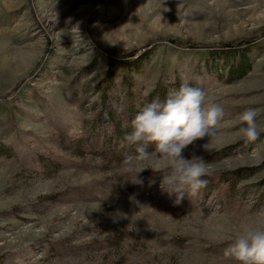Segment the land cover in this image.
<instances>
[{
	"label": "rangeland",
	"instance_id": "374dc122",
	"mask_svg": "<svg viewBox=\"0 0 264 264\" xmlns=\"http://www.w3.org/2000/svg\"><path fill=\"white\" fill-rule=\"evenodd\" d=\"M183 82L225 116L183 151L207 185L176 204L151 159L123 172L121 140ZM262 210L264 0H0V264H235L228 239Z\"/></svg>",
	"mask_w": 264,
	"mask_h": 264
},
{
	"label": "clouds",
	"instance_id": "9594fccd",
	"mask_svg": "<svg viewBox=\"0 0 264 264\" xmlns=\"http://www.w3.org/2000/svg\"><path fill=\"white\" fill-rule=\"evenodd\" d=\"M260 109L246 108L236 119L240 123L238 136L247 144L256 142L260 137L257 116ZM225 113L221 105L208 96L200 87L181 83L178 89L167 93L164 99L156 97L139 108L131 119L121 140V146H135L134 153L124 155V173H131L134 161L152 160L149 167L153 172L163 173L160 187L170 196L175 194V203L197 194L207 185L204 177L208 166L201 156L190 159L183 151L195 141L207 138L202 145L209 150V139L215 137L218 125ZM153 145V151L148 146ZM141 168L135 175L146 169ZM137 207H143L135 194L129 197ZM223 257L235 264H264V210L257 213L256 219L240 223L234 235L230 236L223 250Z\"/></svg>",
	"mask_w": 264,
	"mask_h": 264
},
{
	"label": "trees",
	"instance_id": "16d2710c",
	"mask_svg": "<svg viewBox=\"0 0 264 264\" xmlns=\"http://www.w3.org/2000/svg\"><path fill=\"white\" fill-rule=\"evenodd\" d=\"M112 65L113 64H110V70L112 69ZM249 70L250 66L247 62V59L242 58L239 66H234L230 72L228 71V75L230 79H242L249 72Z\"/></svg>",
	"mask_w": 264,
	"mask_h": 264
},
{
	"label": "water",
	"instance_id": "95a60500",
	"mask_svg": "<svg viewBox=\"0 0 264 264\" xmlns=\"http://www.w3.org/2000/svg\"><path fill=\"white\" fill-rule=\"evenodd\" d=\"M174 43V42H173ZM175 44V43H174Z\"/></svg>",
	"mask_w": 264,
	"mask_h": 264
}]
</instances>
